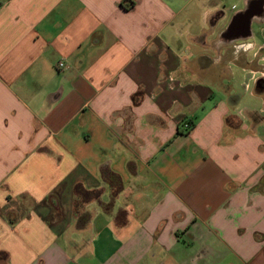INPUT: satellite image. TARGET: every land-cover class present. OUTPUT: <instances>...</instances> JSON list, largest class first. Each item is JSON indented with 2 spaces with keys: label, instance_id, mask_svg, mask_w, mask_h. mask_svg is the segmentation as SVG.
<instances>
[{
  "label": "crops",
  "instance_id": "0c3cea01",
  "mask_svg": "<svg viewBox=\"0 0 264 264\" xmlns=\"http://www.w3.org/2000/svg\"><path fill=\"white\" fill-rule=\"evenodd\" d=\"M258 1L0 0V264H264Z\"/></svg>",
  "mask_w": 264,
  "mask_h": 264
},
{
  "label": "rangeland",
  "instance_id": "374dc122",
  "mask_svg": "<svg viewBox=\"0 0 264 264\" xmlns=\"http://www.w3.org/2000/svg\"><path fill=\"white\" fill-rule=\"evenodd\" d=\"M233 5V4H232ZM232 5H230L231 7H232ZM229 6V7H230ZM236 6H238V8L240 7L238 4L236 5ZM262 26L264 27V23L262 24ZM254 29L255 30H257V27H254ZM264 35V34H263ZM255 39H257L255 42H260V40L264 43V36H263V38L262 39H260L259 38V36H256V37H254ZM252 40V39H251ZM186 252V251H185Z\"/></svg>",
  "mask_w": 264,
  "mask_h": 264
},
{
  "label": "built area",
  "instance_id": "2783aa9c",
  "mask_svg": "<svg viewBox=\"0 0 264 264\" xmlns=\"http://www.w3.org/2000/svg\"><path fill=\"white\" fill-rule=\"evenodd\" d=\"M64 67H65V65H64L63 62L59 63V68H64ZM184 127H185V129H190V125L189 124H185Z\"/></svg>",
  "mask_w": 264,
  "mask_h": 264
},
{
  "label": "water",
  "instance_id": "95a60500",
  "mask_svg": "<svg viewBox=\"0 0 264 264\" xmlns=\"http://www.w3.org/2000/svg\"><path fill=\"white\" fill-rule=\"evenodd\" d=\"M240 15H241V14H237L236 17L234 18V20L239 19ZM250 26H251V23H250Z\"/></svg>",
  "mask_w": 264,
  "mask_h": 264
},
{
  "label": "flooded vegetation",
  "instance_id": "af4514ba",
  "mask_svg": "<svg viewBox=\"0 0 264 264\" xmlns=\"http://www.w3.org/2000/svg\"><path fill=\"white\" fill-rule=\"evenodd\" d=\"M257 3L262 4V3H264V0L258 1ZM250 11H251V9H250Z\"/></svg>",
  "mask_w": 264,
  "mask_h": 264
}]
</instances>
